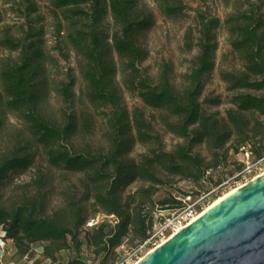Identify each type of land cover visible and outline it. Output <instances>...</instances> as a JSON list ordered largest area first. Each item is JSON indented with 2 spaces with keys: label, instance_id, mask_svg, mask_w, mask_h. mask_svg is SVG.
<instances>
[{
  "label": "rangeland",
  "instance_id": "obj_1",
  "mask_svg": "<svg viewBox=\"0 0 264 264\" xmlns=\"http://www.w3.org/2000/svg\"><path fill=\"white\" fill-rule=\"evenodd\" d=\"M31 1L36 3L37 8L31 16L34 18L32 24L41 32L43 52L47 57L42 74L47 87L41 93L37 112L45 121L59 126L64 124L69 115L73 117L74 132L69 140L60 143L61 149L88 156L105 154L114 141L111 123L115 107L92 101L86 94L84 59L68 38V32L71 30L69 21L54 9L48 0ZM101 1L107 3V0ZM159 1L163 0H134L135 16L144 18L151 15L150 26L139 30L134 36L136 44L145 53L143 60L137 65L139 73L153 84L165 81L175 91L183 92L189 86V75L195 66L198 53L196 42L200 16L217 17L219 22L214 28V65L202 79L199 103L205 114L223 121L227 110L233 106L234 95L242 91L232 88L224 79L225 73L236 72L242 68L241 55L231 45L234 36L230 31L229 19L248 8L260 7L264 14V0H169L173 6L179 8L172 16L161 12ZM90 3L89 1L87 5ZM24 4L25 0H0V35L1 31L6 29L13 37H22L27 28L23 16ZM101 28L108 42L107 50L114 71L118 104L128 117L130 126L124 138L127 148L125 158L138 161L144 155L174 151L185 141L174 130L178 119L169 109L146 105L137 96L133 87L139 80L138 75L126 69L111 45L110 37L117 26L112 20L108 6ZM17 54V51L0 46V64L6 58L16 60ZM71 80L72 92L66 97L61 87ZM3 97L0 90V99L3 100ZM248 122L246 132L249 144L238 145L245 135L234 132L220 148L206 144L193 147V153L199 155L205 164L210 163L215 155L221 157L219 166L205 171L203 181H193L190 177L184 178L181 174L158 166L155 168L158 182L138 178L124 189L123 199L137 190L141 192L145 199L142 213L146 222L151 220L149 232L158 229L167 218L175 216L179 210L180 206L161 208L159 201L167 195V190L179 201L186 194H189L191 199L208 194L206 199L210 200V204L236 184L243 182L242 176L248 179L250 175L255 176L264 170V160L256 162L255 153V150L260 148L264 152V116L249 114ZM50 149L37 141L29 121L17 110L0 106V161L12 156H26L28 159L26 166L8 171L0 181V205L10 208L34 200L42 204L46 215L53 216L58 213L62 223L70 224L68 207L72 201L81 199L87 189L91 188L92 170L72 172L53 165L49 160ZM255 166L258 168L256 174L251 171ZM147 192L151 193L150 200L147 199ZM134 206L135 203L131 205L132 208ZM83 213L88 214V217L78 230V239L82 240L79 254L70 248L61 254L57 253L59 263H65V260L78 256L91 264H98L100 261V258L94 259L92 247L86 245L85 240L92 237L90 227L102 222L114 226V217L102 211L92 199L85 203ZM108 229L109 226L104 231L107 232ZM128 236L130 238L131 235ZM134 243L135 241L126 239L122 243L123 247L118 246L115 252L127 251ZM152 247L154 245L148 249ZM6 263L48 264V261L43 259L39 247L33 246L26 254L21 255L13 241L8 239L0 245V264Z\"/></svg>",
  "mask_w": 264,
  "mask_h": 264
},
{
  "label": "trees",
  "instance_id": "obj_2",
  "mask_svg": "<svg viewBox=\"0 0 264 264\" xmlns=\"http://www.w3.org/2000/svg\"><path fill=\"white\" fill-rule=\"evenodd\" d=\"M65 20L71 30L68 38L83 56L84 79L90 100L115 107L113 121L114 141L105 154L88 156L70 153L61 149V142L67 141L75 129L71 115L62 126L45 121L37 112V103L47 83L43 78L47 60L43 52L41 32L33 27V13L36 3L25 0L23 16L27 28L22 37H13L3 29L0 46L17 51V59H3L0 64V90L4 95L0 106L17 110L30 123L32 134L38 142L50 149L49 160L57 166L72 172L92 170L91 188L79 200L72 201L68 207L70 224L62 223L59 214L48 216L42 204L29 200L16 207L6 208L0 205V227L5 231L4 241L11 239L21 255L33 246L40 248V254L48 264H91L77 257L58 262V254L71 249L79 254L82 240L78 239L79 228L88 214H84L85 203L90 199L102 211L114 217L115 224L100 223L90 227L92 237L85 244L92 247L94 259L98 264H113L126 239L135 241L132 248L141 244L152 231L151 220L146 222L143 210L145 199L140 191L122 197L124 189L138 178L158 182L155 168L160 166L169 172L190 177L193 181H203L205 171L219 166L221 157L215 155L208 164L203 163L199 155L193 153V147L206 144L220 148L234 132L245 135L238 142L249 144L246 129L249 126V114L264 116V14L260 7L242 10L230 17V31L234 36L231 45L242 58V68L236 72L225 73L224 79L238 91L233 97V106L227 110L223 121L205 114L199 103L202 79L213 68L216 39L214 28L219 19L200 16L196 46L195 66L189 75V86L183 92L174 90L167 82L151 83L138 70V64L144 58V50L135 42L134 36L141 29L148 28L150 14L144 18L134 15V0H48ZM91 2L89 5L88 2ZM107 6L116 31L110 37L113 51L126 69L138 75L139 80L133 87L137 96L151 107L167 108L177 117L175 132L184 143L174 151H160L144 155L138 161L126 159L125 136L129 121L118 104L117 88L114 85L111 57L107 50V40L101 28ZM163 14L172 16L179 11L169 0L158 2ZM228 20V23H229ZM73 80L61 87L66 97L71 94ZM247 90H253L248 92ZM256 160L264 156L262 148L255 150ZM28 163L26 156H12L0 161V181L10 170L24 167ZM159 201L161 208H178L182 201L177 200L169 190ZM147 192V199H149ZM152 202V200H151ZM135 203L132 208L131 205ZM109 226L107 232L104 231ZM131 235L130 238L128 235ZM6 244V243H5ZM131 248V249H132ZM130 250V249H129Z\"/></svg>",
  "mask_w": 264,
  "mask_h": 264
},
{
  "label": "water",
  "instance_id": "obj_3",
  "mask_svg": "<svg viewBox=\"0 0 264 264\" xmlns=\"http://www.w3.org/2000/svg\"><path fill=\"white\" fill-rule=\"evenodd\" d=\"M134 264H264V173L226 192Z\"/></svg>",
  "mask_w": 264,
  "mask_h": 264
},
{
  "label": "built area",
  "instance_id": "obj_4",
  "mask_svg": "<svg viewBox=\"0 0 264 264\" xmlns=\"http://www.w3.org/2000/svg\"><path fill=\"white\" fill-rule=\"evenodd\" d=\"M262 160H264V156L258 159L256 162H260ZM257 169H258L257 166H255L254 169H251V171H253L254 174H256ZM242 177H244V181L236 184L235 187L244 184L245 182L252 179L254 176L252 174L248 179H246L245 176ZM207 196L208 194L200 195L196 199H191V196L189 194L183 195V198L180 199L183 202V205L179 207V210L175 213V216L171 218H167L163 222V224L160 225L158 229L152 231L149 237L145 239L141 244L130 250L127 251L125 250L121 252L119 257L113 264H134L143 255L146 254L149 246L158 245L157 242H161V240L167 238L169 235L175 233L181 227L186 225L193 215H195L199 210L203 209L205 205H207L210 202L209 199H206ZM5 234H6L5 231L0 227V245L4 244Z\"/></svg>",
  "mask_w": 264,
  "mask_h": 264
},
{
  "label": "bare ground",
  "instance_id": "obj_5",
  "mask_svg": "<svg viewBox=\"0 0 264 264\" xmlns=\"http://www.w3.org/2000/svg\"><path fill=\"white\" fill-rule=\"evenodd\" d=\"M262 173H264V170L260 171V172H259L258 174H256L254 177H256V176H258V175H260V174H262ZM223 195H224V194H223ZM223 195H222V196H223ZM222 196H220V197L214 199L210 204H208L207 206H205L201 211H199V212H197L195 215H193V216L190 218V220H189L188 222H190V221H192L193 219H195L196 217H198L203 211H205V209H207V207H209L212 203H214L215 201H217L218 199H220ZM188 222H187V223H188ZM171 235H172V234H171ZM171 235H169L168 237H170ZM168 237H167V238H168ZM167 238H165V239H167ZM165 239L161 240V242H159V243H162ZM159 243H158V244H159ZM152 248H153V247H152ZM152 248L148 249L146 253H148L149 251H151Z\"/></svg>",
  "mask_w": 264,
  "mask_h": 264
}]
</instances>
